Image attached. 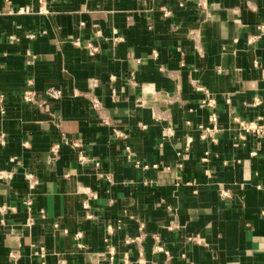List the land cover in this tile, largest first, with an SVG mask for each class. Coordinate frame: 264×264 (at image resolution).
I'll list each match as a JSON object with an SVG mask.
<instances>
[{
  "label": "crops",
  "instance_id": "crops-1",
  "mask_svg": "<svg viewBox=\"0 0 264 264\" xmlns=\"http://www.w3.org/2000/svg\"><path fill=\"white\" fill-rule=\"evenodd\" d=\"M0 93V264H264V0H0Z\"/></svg>",
  "mask_w": 264,
  "mask_h": 264
},
{
  "label": "built area",
  "instance_id": "built-area-1",
  "mask_svg": "<svg viewBox=\"0 0 264 264\" xmlns=\"http://www.w3.org/2000/svg\"><path fill=\"white\" fill-rule=\"evenodd\" d=\"M6 2H9V0H6ZM40 5H43L45 0H38ZM179 5L181 6L182 3L179 2ZM43 8L42 6H40L39 8V12H43ZM162 11L165 15H168L170 13V11L166 8V7H162ZM30 12V9L27 6L24 7H19L16 10V13L19 14H24V13H28ZM91 53H93L94 51H96V47H90ZM155 54V52H154ZM198 90H202L205 93V98L201 101V105L207 106V107H213L215 104V100L214 98L210 97L209 94L207 93L206 90H204L203 88L199 87ZM47 98H51V99H59L61 97V90L60 89H56V88H51L47 91ZM23 100L25 103L30 104V105H35L38 108H44L46 100L45 99H40L38 98V96L36 95V93L34 91L31 90H26L23 94ZM97 106V105H96ZM5 112V107H4V95L2 93H0V114H4ZM217 116L214 112H211L209 114V120L212 122H216ZM240 127L242 130L244 131H251V132H255V133H264V125H258L255 122H244V121H239ZM200 128H202V126H200ZM215 128V127H214ZM205 129V132L202 134L203 137L207 136V135H212L213 134V129ZM64 135V134H63ZM64 141L67 145H69V147L76 153L77 156V160L80 163H85L87 161V157L82 149V145L79 141L75 140V139H71L68 137L64 136ZM6 144V135L4 132H0V148L3 147ZM189 148V141L186 144V148L185 150L187 151ZM57 150H58V145H55L52 149V157L50 158L51 161H53L55 159V154H57ZM13 160V158L11 159ZM203 160H206V158L204 157ZM178 166L181 167L182 164L181 162L178 163ZM168 169V167H166ZM12 172L11 171H7V170H3L0 169V181L3 182H9L12 178ZM69 176L68 173H64L63 177L67 178ZM25 178L27 180V184H28V188L29 189H34L36 185H38V179L37 177L31 173V172H26L25 173ZM23 202L26 204L27 208L30 209L31 205H32V200L30 199V197H26ZM84 207H87L86 204H84ZM5 210V206L2 205L0 206V211ZM41 215H43V213L41 212ZM33 223V220L31 218H28L27 220V224L31 225ZM57 226V223L53 224V227L55 228ZM33 254L35 256L44 258L46 255V249L42 246H34L33 249ZM42 264H45L44 262Z\"/></svg>",
  "mask_w": 264,
  "mask_h": 264
}]
</instances>
